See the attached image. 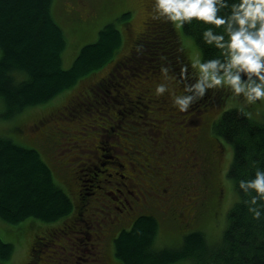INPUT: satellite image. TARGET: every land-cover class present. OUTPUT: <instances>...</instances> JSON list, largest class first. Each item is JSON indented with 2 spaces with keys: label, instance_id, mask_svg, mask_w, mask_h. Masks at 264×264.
<instances>
[{
  "label": "trees",
  "instance_id": "obj_1",
  "mask_svg": "<svg viewBox=\"0 0 264 264\" xmlns=\"http://www.w3.org/2000/svg\"><path fill=\"white\" fill-rule=\"evenodd\" d=\"M53 2L54 0H0V101L7 109L8 118L44 105L70 89L74 91L82 81L116 61L117 55L124 52V44L128 45L126 38L125 43L123 41L121 30L114 23L108 24L99 31L98 40L84 45L71 67L65 69L63 52L67 41L63 28L54 18ZM77 4L76 2L72 12L74 18L86 19L94 14L85 17L77 9ZM64 9L68 10L66 6ZM229 11L230 8L226 7L221 9L220 14L227 15ZM151 19L150 24L154 26L153 32H148L149 38L141 40L142 33H133V37L128 40V43L132 41L130 56L124 55L126 57L122 61L116 62L111 73L100 81L84 83L80 88L82 93L78 96L73 95L50 114L37 117L32 125V135L24 132L21 127L23 125L18 127L19 131H23L24 143L39 145L50 165L37 148L0 135V219L13 224L29 218L37 219L42 225L47 223V226H42L33 221L35 234L29 248V259L25 264L81 263L84 259L76 256L75 252L81 240L72 234H82V239L91 242L94 237L99 239L102 236L103 246L111 245L112 249L106 252L101 248L102 244H93L91 250L88 249L92 256L102 250L105 252L102 257L97 255L92 258L96 263L88 264H100V257L103 264H264V214L259 219L254 218L244 203L250 197L239 189V179H250L255 175L257 167L264 168V118L254 117L241 104H231L223 109L220 117L213 123L212 133L215 137L207 139L209 146L205 151L202 141L199 144L198 141H191L194 137L189 133L184 140L181 133L176 134L174 128L180 125L199 128L202 118L195 114L209 113L212 109L223 106L227 101L226 96H234L230 95L229 90L210 88L187 111L181 112L173 104L168 92L157 95L155 85L158 82H168L176 92H181L186 84L194 82L196 72L191 66L187 48L181 41V31L170 22ZM127 25L130 24L125 26ZM222 27L217 28V31ZM182 29L196 42L202 59L221 55L219 49L205 44L201 39V24L193 21L183 25ZM161 65L169 67L170 80L158 77ZM184 65H188L186 70ZM79 96L82 98L75 101ZM73 104L80 112L71 108ZM88 105L97 112L95 115H100V111L106 107L108 111L104 113H112V116L105 115L104 123H99L101 129L103 132L109 131L111 136H119L122 149L125 148L124 145L130 147V151L126 150V153H108L105 157L102 135L88 129L87 135L93 136L96 145L99 144L95 147L100 160L93 158L92 167L93 178L101 179L95 181L94 191L97 196L98 193L99 197L101 195L103 202L110 205L108 209L96 201L98 197L91 200L90 193L85 192L88 189L82 175L78 189L75 173L71 171L73 162L70 156L66 165H71L72 169H66V165L57 161L60 147L71 138L74 141L76 135L83 131L81 127L79 131L76 130L75 126L85 122L84 118L89 114L86 112L89 110ZM160 107L164 108L163 112L158 111ZM62 111H66L65 114ZM82 111L84 112L81 113ZM173 112L183 115H180L181 121L174 118ZM59 116L64 121L69 119L73 123L65 122L63 129L59 125H49ZM194 116H197L196 121L191 120ZM113 117L116 119H112ZM27 124L28 122L26 126ZM142 124L148 128L141 130L144 128ZM121 131L128 132L129 138ZM84 137L83 135L76 140L78 146ZM131 139H134L132 146L125 141ZM219 140L230 144L233 149V159L224 174L234 185L232 189L236 193V200L229 206L222 234L212 240L200 225L204 217L208 220L218 217L216 208L223 196L219 177L222 172L218 160V149L221 147ZM196 146L197 149H194ZM186 148L194 149V155L198 153L206 160L208 175L202 178L201 189L206 196L211 195V189L217 190V198L213 200L202 195L205 202H202L201 209L195 202L178 212L175 209L182 197L180 194H185L187 188L195 186L194 181L197 179L192 178V174L186 173L183 168L185 165L194 169L195 164L188 162L190 154ZM134 155V162H127L131 167L129 171L134 173L137 169L142 184L147 182V187L150 182L160 185L162 181L173 179L174 173L178 171H181L180 178L183 180L173 183L175 189L161 187L159 193L152 195L145 204V195L141 192L131 194L130 190L118 185L123 182L124 177L130 178L125 173L126 164L121 159L128 158L131 161ZM194 158L195 156L192 160ZM179 159L186 160L185 164H179ZM102 161L106 163L105 166L100 164ZM138 161L141 166L135 163ZM61 175L64 176L63 179ZM116 188L122 194L118 190L115 192ZM111 191L116 193L119 200L107 195ZM161 192L170 197L162 200ZM92 194L95 195V192ZM194 195L198 196V192L194 191ZM138 197L140 201L137 200ZM126 198L131 201L132 207H124L127 205ZM92 201L98 205L90 206ZM99 208L103 215L102 221L107 219L108 224L106 232L98 234V231L93 233L96 224L92 222L89 213L90 209ZM118 208L123 209V212ZM170 209L172 210L169 212ZM167 213L175 216L171 226H175L180 235L173 241L164 240L162 245H158L163 234L162 222ZM82 228L88 232H83ZM65 241L71 245L69 252ZM13 251L14 245L4 242L0 235V264H8Z\"/></svg>",
  "mask_w": 264,
  "mask_h": 264
},
{
  "label": "rangeland",
  "instance_id": "obj_2",
  "mask_svg": "<svg viewBox=\"0 0 264 264\" xmlns=\"http://www.w3.org/2000/svg\"><path fill=\"white\" fill-rule=\"evenodd\" d=\"M76 2L78 3L77 9L80 12H82L85 17H88L93 13L94 14L92 16H90L89 18H86V19L74 18L73 13L70 12L69 9L71 10V8L74 7ZM149 5H150L149 0H129V1L128 0H67V1L66 0H54V2L52 4V12H53L54 18L57 21V23L63 28L64 34L66 37V41H67V46L63 52V67L65 69L71 67L74 59L76 58L80 49L84 45L91 44V43L96 42L98 40L99 31H101L108 24L114 23L116 25V27L121 30L123 41L125 43V38H126V40H127L126 44H128V45L126 46L124 44V47L122 48L124 50V52H121L120 54H118L116 57V61H114L112 64H109L106 68H104L103 70L94 74L93 77L82 81L79 84V87L76 88L74 91L72 89H70L69 91H66L63 94L58 95L56 98L52 99L51 101H49L48 103H46L44 105L30 108L31 110L27 109L29 111L26 110L23 113L18 114L17 116H14L12 118H8L7 113H6L7 109L4 105V103L2 101H0V135H4L6 137L12 138L15 141H17L21 144H25L28 147L37 148L39 150V152L41 153L42 157L44 158V160L48 163V160L46 159L45 153L41 150L39 145L35 144L34 146H32L31 144L24 143L25 140L23 138V131H19L20 129L18 130V127L20 128V125H23L21 127L24 129V132L25 133L27 132L28 135H32L33 131H34L32 125L34 123V120L37 117H39L43 114H46V113H47L46 115L50 114L52 110L55 111L57 109L56 107L63 104L64 101H65L64 103H66L73 95L78 96L80 93H82V89H80V88L84 83H88V82L93 83V81L94 82L100 81L102 78L106 77L108 75V73H111L113 71V69L116 65L115 64L116 62L122 61L123 58H125L126 56L128 57V55L130 56L131 52L129 51V48L132 45V41L130 43H128V40L130 41V39L133 37V33H135L136 31H139V33L142 32L141 40L143 38H144L143 40H146L147 38H149L148 32L149 31L153 32L152 27L154 25L150 24V23H152V21H149V19L152 18L151 17L152 11H150ZM64 6H66V8L68 10H65ZM123 13H125V14L122 15ZM144 22L146 23V26H147L146 28H144ZM126 24H130L132 26L130 28H128L129 25L125 26ZM175 28L178 31H181V33H182L181 41H182L183 45L187 48L188 55H189L190 59L193 56H199L202 59L200 49L197 46L196 42L190 36L186 35L183 32L182 26L181 27L175 26ZM124 55H126V56H124ZM158 77L165 80V77L162 73ZM155 87H156V85H155ZM221 89L229 90L226 87L221 88ZM228 92L230 93V95H232L230 90ZM165 96H167V95H165ZM81 98H82L81 96L76 97L75 101H78ZM225 99L227 101H225V104L223 106H219L216 109H212L209 113L198 112L197 114H195V115H198L202 118L201 119L202 122H201L199 128H197L196 126L194 128H191L192 126L183 127L180 125L179 127L174 128L177 131L176 134L178 132L181 133L183 135V140H184V139H186V137L188 136V133H189L191 136L194 137L193 139H191V141H196V143L198 141V144L200 141H202L201 144H203V151H205V149L209 146V142H208L209 140L207 141V139L215 137L212 133L213 123L220 117L223 109L229 107L231 104H236V103L241 104L245 108L249 109L254 117L264 118V103H260L258 101L256 104H245L244 98L242 95L239 98H237L235 96L234 97L226 96ZM159 105H157V106H159ZM71 108H73V109L75 108L77 112H80L79 109H77V107L74 106V104ZM88 108H89V110L86 112H88L89 114L87 116H85V118H84L85 122L83 124L75 126L76 130L79 131L80 127H81L83 129V131L76 135L74 141L71 138V140H68L63 147H60V149L58 151L57 161L65 166L67 164V158L70 156V158L73 162V165H72L73 169L71 168V165H66V169H72L71 171H73L75 173L78 189H79V185H80L81 175L83 176L82 178L84 180V183L86 184V188L89 190V191L86 190L85 192L90 193L89 196H90L91 200H95V198L101 197V195L99 197V193L97 196L96 191H94L95 181H99V179H101V178H99L98 180L93 178L94 177V172H93L94 169L92 167V165L94 164L93 158H94L95 152L97 150V148L95 146H97L99 144L96 145V142H95L93 136L87 135V132L89 131L88 129H90L91 131H96L97 134L102 135V142H103L102 147L105 148V150H106L103 152V155L105 157L108 156V153H114L116 155H121L123 153H126V150H129L130 147H129V145H126V146L124 145L125 148L122 149V146H121L122 142H121V140H119V138H118L119 136L117 137V136H115V134H112V136H111V133L109 131L103 132V130L101 129L100 124L104 123V120H106L105 115L112 116V113H104V112L108 111L106 109V107H104V109L100 111L103 113V114L100 113V115H95L97 112L90 105H88ZM66 111H62V113L65 114ZM158 111L163 112L164 108L160 107L158 109ZM83 112L84 111H82L81 113H83ZM173 113H174V118H178L176 120L181 121V118L183 117V115L180 114L182 116L181 117L179 115V113H177V112H173ZM155 114H158V113H155ZM159 118H161V117H159ZM112 119H116V118L113 117ZM191 120L196 121L197 116H194L193 118H191ZM26 122H28L27 126H26ZM65 122L73 123L72 120L67 119V121H64V118L62 116H59V117H56L54 120H52L49 125H51V124L59 125L60 128L63 129V125ZM85 123H86V126L84 125ZM197 123L199 124L200 121ZM139 127H141V126H139ZM142 127H144V128L141 130L148 128L145 124H142ZM129 131L130 130H128V132ZM128 132H122L121 131V133L125 137L129 138ZM83 135L85 137L83 138V141H81L80 146H78L76 140L81 138ZM68 138H69V136H68ZM125 141L128 142V144H130L131 146L134 145L133 144L134 139H131V141H128V140H125ZM198 144H197V146H198ZM197 146L194 149H197ZM214 147L217 148V146H214ZM200 148L202 150V147H200ZM186 149L188 150V153L190 154L188 162L189 161L196 162V160H194V159L192 160V158L195 156L193 154V153H195L194 149H191V148H186ZM179 153L180 152H178V156H179ZM218 153L220 155V158L218 159L219 165H220V168L222 170V172L219 174L220 175L219 177L222 181L223 196H222V199H221L219 206L216 208L217 209L216 212H218V214H217L218 217L219 216H221V217H219V218L217 217L215 219L211 218L209 220L205 219V217H204L203 220L201 221L202 225H200V226H203L205 228V230L208 232L210 239H212V240H216L217 236L218 235L220 236L222 234V232L225 228V225H226V214H227V212L230 211L229 206H231L232 203H234L236 200V193L233 190L234 185H233V183L231 184V181H229L225 178V174H224L225 170L228 169V167H229V165L233 159L232 146L228 143L224 144L221 142V147L218 149ZM135 159L136 158L134 155L131 158V161L128 158H123V159H121V162L122 163L124 162L126 164V168L124 169L125 173H128L129 177L133 180L130 183V185L135 184V187L132 186V187H129V189H131L135 193L141 192L143 195H145L143 198V201L145 204L147 201H149V199L151 198L152 195H155L156 192L159 193L161 187L162 188L166 187L168 190L175 189V185L173 183L183 180L182 177L180 178L181 171H178V172L174 173L173 179H168L167 181H162L160 183V185H157L156 183L150 182L151 184H149L147 187V185H146L147 182L144 181L142 184V181L140 180V178L138 176V170L137 169L134 171V173H131V171H129V169L131 167L128 166L127 162H134ZM54 161L55 160H53V162ZM177 162L179 164L184 165L186 160L182 161L181 159H179V160H177ZM135 163L141 166L140 161L135 162ZM107 165H108V163H107ZM113 167H115V166H113ZM189 167L185 166V165L183 166V168L185 169V172L188 174L191 173L192 178H194L196 173L194 172V169H192L191 167L189 169ZM61 176L63 179L64 176L63 175H61ZM57 181H58V178H57ZM148 188H150L149 191H148ZM144 191H145V193H144ZM92 192H95V195L92 194ZM161 194H162V192H161ZM169 197H170V195H163L162 194V200L167 199ZM180 197L181 198L179 199L178 208L175 209L178 212L181 211V209H185V206L187 207L189 203L195 204V202H196V200H191L193 198L195 199L196 196L192 195L190 193L189 194L181 193ZM105 201H108V200H105ZM94 202L95 201L90 202L89 205L90 206L98 205V204H95ZM99 202L106 209H108L107 207H110V205H108V203H105L101 200ZM99 210H101V208L90 209V213H89V217H91L92 222L94 224H96V225H94L93 233L98 231L97 232L98 234L101 231L106 232V228H107V224H108L107 219L102 221L103 215L99 212ZM171 210L172 209H170L169 212ZM174 217H175L174 215H170L169 213L166 214L165 220H163L164 222H162L163 223L162 239H160V242L158 243V245H162L164 240L165 241H173V240H175L176 237H178L180 235V233L178 232V229L175 226H171V222H172V219H174ZM34 220H35V222L40 223V221L38 222V220L34 219V218L26 219V220H24L20 223H17V224L8 223V222L0 219V235H1V238L4 240V242H9V243H12L14 245V251H13L12 257H11L10 261L8 262V264H25L26 261L29 259V248H30V245L32 242V238H34V234H35V229H33V227H32V223ZM40 225H42V224L40 223ZM42 226H47V223H45ZM82 231L88 232L87 229H85V228H82ZM190 231H192V230H190ZM72 235L76 236L77 239L81 240V242H79L80 246L76 247L77 249L73 248V249H75V252L77 253L76 256H79V257L84 259L81 263H77V264L96 263V261H93L94 259H92V258H95V256H97V255H99V256L101 255V257H102V254L105 252L103 250H106V252H108L109 250L112 249L111 245H109L108 247L103 246L104 245V239L102 238V236H100L99 239H96L94 237L92 239V242H91V241H87L85 239H82V237L84 236L82 234H72ZM65 242L67 245L68 242L67 241H65ZM90 242H91V244H90ZM93 244H102L101 248L103 247L102 252L99 254L95 253L94 254L95 256H92V253H88V251L91 250V246ZM97 246H98V248L100 247L99 245H97ZM70 247H71V245L68 244V246H67L68 252L70 251L69 250ZM89 248H90V250H88ZM101 257H100L99 263L103 264ZM72 259L74 260L73 254H72ZM79 261H81V260H79ZM71 262H72V264L75 263L73 261H71Z\"/></svg>",
  "mask_w": 264,
  "mask_h": 264
},
{
  "label": "clouds",
  "instance_id": "obj_3",
  "mask_svg": "<svg viewBox=\"0 0 264 264\" xmlns=\"http://www.w3.org/2000/svg\"><path fill=\"white\" fill-rule=\"evenodd\" d=\"M226 7L230 8L228 14H220ZM151 8L154 18L176 27L193 21L201 24V39L221 51V55L208 59L193 56L194 82L181 92L168 82H158L157 95L168 92L181 112L210 88L226 87L233 96L242 95L245 104L264 103V0H152ZM187 67L184 65V70ZM160 71L165 80L171 79L168 66L161 65ZM239 189L250 197L244 203L259 219L264 214V168L257 167L250 179H239Z\"/></svg>",
  "mask_w": 264,
  "mask_h": 264
},
{
  "label": "flooded vegetation",
  "instance_id": "obj_4",
  "mask_svg": "<svg viewBox=\"0 0 264 264\" xmlns=\"http://www.w3.org/2000/svg\"><path fill=\"white\" fill-rule=\"evenodd\" d=\"M150 1V5H149V9H150V11H152V8H151V4H152V0H149ZM69 11L70 12H73L74 11V7H72L71 8V10L69 9ZM151 17L152 18H154V16L153 15H151ZM148 20V19H147ZM152 20V19H151ZM146 23L144 22V25H145ZM147 26H144V28H146ZM135 33H139V31H136ZM142 33V32H141ZM139 35V34H138ZM137 35V36H138ZM142 38V37H141ZM98 154H99V152L98 151H96L95 152V156H94V158L96 159V158H98ZM97 160H100V158H98ZM194 160H196V162H195V164H194V172L196 173V175H195V177L197 178L196 179V181H194V184H195V186H192V187H190V188H187V194H192V195H194V191H197L198 192V196H196L195 197V199L194 200H196V204L200 207V209L202 208V205H203V203L205 202L204 200H205V198L203 197V196H206V193L205 192H203L202 191V182H203V179L202 178H204L205 176H207L208 175V166L206 167V160L205 159H202V156L200 155V154H198L197 153V155H195V158H194ZM102 166H105L106 165V163L105 162H101L100 163ZM216 165H217V162H216ZM111 176H113L112 174H111ZM124 180H126V181H124ZM124 180H123V182L121 183V182H115V183H118V185H121V186H123V187H125V190H130L131 191V194H132V192L133 193H135L134 191H132L131 189H129V187H135V184L134 185H130V183L133 181L132 179H130V178H128V177H124ZM127 180H128V182H127ZM209 181H210V179H208ZM207 180V181H208ZM107 181V180H106ZM109 183L111 184L112 182L111 181H109ZM83 187H84V185H83ZM101 189L103 188V186L102 187H100ZM118 190V192H120L121 194H122V191L119 189V188H116L115 189V192ZM153 190V189H152ZM115 192H113V191H111V192H109V193H107V195H111L112 197H113V199H115L116 201L117 200H119V197L118 196H116V193ZM210 194L211 195H209V196H206L207 198H209V199H215V198H217V190H213V189H211L210 191ZM203 195V196H202ZM144 196V195H143ZM102 201V199L101 198H99V199H97L96 201L97 202H99V201ZM137 200L138 201H140V198L138 197L137 198ZM125 203L127 204V205H125V204H123V206L126 208L128 205H129V207H132V205H131V201L129 200V199H125ZM203 202V203H202ZM195 209H197V206L195 205ZM118 210L120 211V212H123V209H120V208H118ZM197 211H199V210H197ZM194 212H195V210H194ZM193 213V212H192ZM130 214V213H129ZM121 219V218H120ZM124 221H125V219H124Z\"/></svg>",
  "mask_w": 264,
  "mask_h": 264
}]
</instances>
